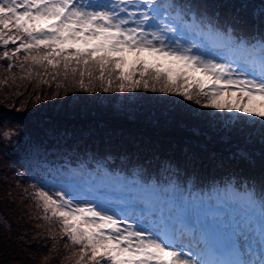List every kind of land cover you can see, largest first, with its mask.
<instances>
[{
	"label": "snow or ice",
	"instance_id": "snow-or-ice-1",
	"mask_svg": "<svg viewBox=\"0 0 264 264\" xmlns=\"http://www.w3.org/2000/svg\"><path fill=\"white\" fill-rule=\"evenodd\" d=\"M128 6L143 9L139 18ZM168 7L155 0H0V44L19 41L12 56L23 51L32 65L79 73L81 86L85 75L98 72L102 82L107 80L105 91L115 80L120 92L140 86L175 92L197 104L206 101L205 107L264 120V31L237 36L211 23H186ZM261 16L264 23V11ZM3 57L11 58L8 51ZM37 195L45 218L50 211L79 246L76 264H264V253L256 261L245 259L250 246L242 250L235 240L230 245L234 259H212L223 250L200 247L203 234L185 243L187 228L174 222L128 224L117 213L109 215L110 210L91 203L81 206L63 192ZM235 195L254 202L252 192ZM245 228L234 227L233 236L249 239ZM258 235L264 249V207Z\"/></svg>",
	"mask_w": 264,
	"mask_h": 264
},
{
	"label": "rangeland",
	"instance_id": "rangeland-1",
	"mask_svg": "<svg viewBox=\"0 0 264 264\" xmlns=\"http://www.w3.org/2000/svg\"><path fill=\"white\" fill-rule=\"evenodd\" d=\"M183 1L184 0H175L171 6L180 7L186 12H190L194 7L200 8L199 12L204 13L205 16H203V18H206V23H211L222 30L232 26V28L229 29H231L235 35L241 36L244 34V28L239 27L237 23L230 24L231 20L229 18L226 22L225 15L219 7L208 9L205 6L201 7L195 0H188L189 7ZM247 1L254 2V0H241L242 3H246ZM95 2L104 3L105 0H95ZM255 2H257V7L259 6V9L264 11V0H255ZM232 4L241 7L243 10L248 8V6H244L243 4H236L235 1H232ZM128 7L129 10L130 8H134L133 6ZM142 10L143 9H140L139 11ZM205 12H211V14L209 15ZM256 13L258 12L256 11ZM231 14H227V16ZM121 15L124 14L122 13ZM165 15H167V13H165ZM137 18H139V13ZM209 18H211L213 22H211ZM129 26L134 25L130 24ZM146 30L153 31L154 29L147 28L146 26ZM18 45L19 41H17L16 44L10 43L7 47L0 44V61L8 60V69L10 68L9 65L12 67L10 71L7 70L5 78L12 80V83H17L16 86L21 85L24 88L27 86L25 82L30 81L42 87L43 90L38 91L36 96L34 95L32 98L26 96L24 99L20 98L19 100L10 102L9 107L11 110H15L19 115L12 116L16 118H7L5 116L1 118L0 122L6 131V136L26 137L29 136V134H35L41 131L40 140H47L57 129L51 126L48 128L47 126H43V124L46 123L39 122L46 121L49 122V124H55V122L59 120L53 117L58 116V112L61 111L58 106L60 104H67L69 106L68 112L74 117L69 120V123L78 128L73 129L78 133H94L108 136L110 139H118L135 134L147 140L144 142L150 141L149 143L152 144H155L158 139L160 140L163 138L171 142L177 140V143L182 147V155H191L193 158H198L204 153V149L207 148L211 150L212 155L205 164L210 167L213 166V170L216 172L218 170L235 169V172H229L235 173V176L229 177L221 172L217 173V175L220 177L221 181L228 179L231 183L237 185L246 186L248 184L251 186L252 184H257V182H254L255 179H253L251 175H246L252 172L251 167L255 168V172L259 175H262V172H264V120H261V118L248 116L235 111H220L218 109L205 107L206 101L202 100L200 104H197L195 99L191 101L187 100L185 97L175 92L166 93L159 90L153 92L150 89H145L143 86L120 92L117 87L119 82L115 80L110 89L105 91L104 89L109 87L107 80L102 82L98 78V72L91 78L85 75L83 77L84 84L81 86V77L79 73L73 75L71 71H69L68 74L65 75V71L62 67L60 69H53L51 66L44 68L32 65L29 61H25V55H27V53L23 51L12 56V53ZM5 51L9 52L11 56L10 59L3 57ZM135 79H139L138 73ZM51 83L55 84L54 90L48 91L47 88ZM157 89H159V86H157ZM93 91L97 92L102 98L95 96ZM96 103L103 104L106 107H96L94 110L83 108L86 104L91 105ZM28 104H36L44 108L42 110H31L26 106ZM55 104L58 106L54 108L51 107ZM47 107L52 108L53 112L45 111ZM75 107L79 109L72 110ZM105 109H111L117 114L108 110L101 112V110ZM37 111L45 116L33 115L34 112ZM87 111L90 112L87 113ZM21 113H25L30 117L20 118L19 116ZM108 113H112L113 116L111 114L106 115ZM102 116L103 118H110L112 122L104 123ZM143 117L145 121L142 120ZM118 118L120 120H118ZM173 124L177 127L175 132L172 130ZM149 128H151L150 131L148 130ZM182 128L184 131H182ZM143 129H146L144 132L149 131L145 136L141 133ZM158 135L161 136V138H158ZM71 141L72 136L70 142ZM151 151L156 152L151 154V157L161 152V150L157 149H151ZM140 156L142 157L143 154ZM224 156H231L233 158L239 156L242 159L235 162L224 159ZM9 166L17 167L15 163ZM247 166H250V168L248 172H245ZM171 177L173 178V176ZM38 178L44 181L49 179L48 176L44 174H38ZM233 179H236V181ZM167 180L168 181H164L166 182L164 185H160L156 179L151 180L147 192H157L161 194V197L158 199L161 201L159 202V206L163 208L164 211H168L166 217H164V221L174 222L178 228H187L189 235L188 238L185 239V243L192 237L188 229L192 224L191 222H194L200 230L202 228L203 232L206 234V236H204V242L200 244L202 248L207 246L208 240L215 241L217 238L224 240L233 237L232 232L230 235L222 233L228 225L221 221V224L218 222L213 224L209 223V220L201 221L195 219V214H192L190 211L188 198L184 197L181 190L182 186L179 185V181ZM36 183V185L30 184L28 186H20L21 188H14L15 192H18V208L16 209L12 205L7 206L8 217H6L5 213L4 215L0 213V222L8 228L14 220L20 221L26 219L30 223H23L20 229H23L25 231L24 234H27V236L29 235V238H37L44 234L52 240L50 244L51 247L56 243H60V245L56 250H52L48 247L46 252H41L38 256L34 257L31 262L25 263L23 258L19 259L18 255L9 258L4 255V251L0 252L2 253L0 260L2 264H42L46 261V258L48 259V253L53 252L54 257L63 264H76L79 246L71 243L63 232L61 222L57 218L51 217L50 211L47 214L49 218H45L43 201L37 195L39 191H45L53 196L56 192H63L66 194V191L57 186H45L41 182ZM133 184L138 186L136 181H134ZM223 188L224 187L219 188L220 191H222ZM134 193L135 195L138 194L136 191ZM65 198L69 199L70 197L68 198V196H66ZM75 201L76 203H80L81 206L85 204V202ZM205 203L210 212L212 209V202L205 201ZM132 206H134L135 212L137 209H140V207L136 205ZM147 206L151 208L149 204H147ZM229 206L233 208L231 214H236V210L234 209L236 204L230 202ZM129 212H131V210ZM129 212L126 211L124 213L123 210H120L117 213L119 215L126 214L128 216ZM132 214L134 213L132 212ZM142 214L143 216L148 215L149 210L144 211ZM203 216L205 218V215ZM209 216V219L212 220V217L216 215L213 216L209 214ZM185 217L188 218L187 221L181 223V221H184ZM118 219L128 224H135L142 221L138 217L136 219L134 217L130 221H127L124 217H118ZM155 220L157 221L159 219ZM252 222L253 224L257 223L256 220ZM246 223H249V220H247ZM205 229H207L206 232ZM249 230L251 234H254L253 236L256 235L258 237L257 239L256 237L252 238L256 240L260 239L258 235L259 229L253 230V228H249ZM199 234L200 233H196L194 235V237L196 236L198 238L197 241L201 239ZM248 244H250V242H248ZM254 245L253 243L252 246ZM251 249L254 251V248Z\"/></svg>",
	"mask_w": 264,
	"mask_h": 264
},
{
	"label": "trees",
	"instance_id": "trees-1",
	"mask_svg": "<svg viewBox=\"0 0 264 264\" xmlns=\"http://www.w3.org/2000/svg\"><path fill=\"white\" fill-rule=\"evenodd\" d=\"M207 1L210 2V5L207 7L217 4L218 1L222 2V0ZM223 1L225 2V0ZM228 1H235L236 4L248 6L246 10H243L234 4H224V9L234 14L233 17H229L230 23H237L239 27L244 28V34L241 36L254 31H264V23L262 21H255L254 19V3L249 1L242 3L241 0ZM159 5L165 8L166 3H160ZM194 20L198 24H203L199 19ZM8 62V60L0 61V120L3 116L8 118L19 115L15 110H11L9 107L10 102H14L20 98L24 99L26 96L32 98V96H36L38 91L43 90L42 87L30 81L25 82L27 86L24 88L21 85L16 86L17 83H12V80L6 79L5 74L7 70L10 71L12 69V67L8 69ZM54 86L55 84L51 83L47 90L53 91ZM93 93L95 96L102 98L97 92L93 91ZM26 106L31 110H42L44 108L36 104H28ZM55 106L58 105L55 104L51 107L54 108ZM58 107L61 111L58 112V116L53 117L54 119H58V122H55V124H49L46 121L39 122L46 123L43 126H47L48 128L51 126L57 129L47 140H40L41 131L29 134L26 137L6 136V131L0 122V213L3 215L5 213L6 217H8L7 206L12 205L14 208H18V192H15L14 188H21L20 186H28L30 184L36 185V182H41L45 186L53 185L65 189L66 196L70 197L69 199L85 203L88 201L94 202L95 204H93L97 205L98 208H107L112 212L119 211L122 205V208H127L126 204H129L133 197H135L139 204L142 203L143 205H147L150 202H160L158 199L161 197V194L147 192L149 190V182L156 179L159 184L163 183L167 180L165 176L167 172L152 169L151 165L152 163H156V160L150 155L156 152H152L151 149L161 150L160 154L155 156L158 157L160 155V160L164 159L163 154L174 155L176 159L183 160L184 157H181L182 147L177 143V140L171 142L163 138L158 139L155 144H152L149 143L150 141L144 142L147 140L135 134L118 139H110L108 136L94 133H78L73 130L78 128L69 123V120L74 118L68 112L69 106L67 104H60ZM96 107L106 106L96 103L91 105L86 104L83 108L94 110ZM74 109L79 108L75 107L72 110ZM106 110L114 112L111 109L101 110V112ZM45 111L53 112L50 107H47ZM109 114L113 116L112 113L106 115ZM33 115L45 116L39 111L34 112ZM19 117L27 118L30 116L21 113ZM102 119L104 123L112 122L110 118H103L102 116ZM118 120L120 119L118 118ZM142 120L145 121V118L143 117ZM150 129L148 130L150 131ZM175 129H177L176 125L174 126ZM145 130H141L144 136L149 133V131L144 132ZM182 131H184L183 128ZM71 136L72 141L70 142ZM158 138H161V136L158 135ZM138 152L143 154V156L141 157V154ZM203 154L207 155L209 159L211 157V150L205 148ZM224 159L228 160L227 158ZM12 163H15L17 167H10L9 165ZM198 166L188 168L185 171L179 168V172H171L175 173L179 185L182 186L181 190L184 195L188 193L191 196H195L204 187L208 186L212 189L210 194L213 197L212 201L214 205L217 206L216 209L224 206L221 196L223 198L234 199L236 201L234 209L238 212L240 211L242 217L246 216L247 220L250 219L252 221L257 219L259 224H261V205L256 206L254 202L246 200L241 195H233V192L237 191L235 187L224 188L223 195L216 194L217 188L215 186L217 184L214 183L216 180L213 181V176L211 175L207 176L209 173L207 169L199 168ZM38 174L47 175L49 179L47 181L39 179ZM134 181L137 182L138 186L133 184ZM102 190H105V193ZM133 191H136L138 194L135 195ZM200 197L210 201L207 196ZM217 219L220 221V215ZM23 223L28 224L30 222L26 219L20 221L14 220L8 228L0 222V252L4 251V255L9 258L18 255L19 259L23 258L25 263L31 262L41 252H46L48 247L56 250L60 245V243H56L51 247L52 240L44 234L37 238H29V235L27 236V234H24L25 231L20 229ZM250 226L253 225L250 224ZM0 264H2L1 260ZM42 264L63 263L54 257L53 252H50L48 253V259L46 258V261Z\"/></svg>",
	"mask_w": 264,
	"mask_h": 264
}]
</instances>
